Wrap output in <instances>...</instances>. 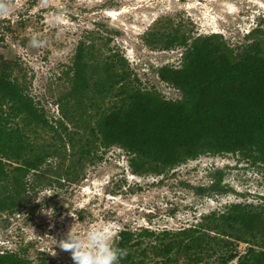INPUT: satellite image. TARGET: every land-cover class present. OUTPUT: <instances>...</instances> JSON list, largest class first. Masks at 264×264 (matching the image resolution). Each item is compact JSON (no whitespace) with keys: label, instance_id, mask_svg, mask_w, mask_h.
Segmentation results:
<instances>
[{"label":"rangeland","instance_id":"1","mask_svg":"<svg viewBox=\"0 0 264 264\" xmlns=\"http://www.w3.org/2000/svg\"><path fill=\"white\" fill-rule=\"evenodd\" d=\"M12 6L0 16V68L13 76L43 110L54 128L31 133L33 142L57 148L13 214L0 213V255L15 253L26 264H75L59 245L74 227L111 225L116 248L119 233L179 231L203 216L232 204L264 205V163L253 156L205 155L163 175H134L128 153L118 146L86 153L92 129L110 112L114 99L92 88L82 105L60 99L69 91L67 72L81 44L94 46L97 59L120 55L146 91L171 101L182 93L159 76L162 67L180 68L183 46L164 47L178 33L195 38L219 34L234 49L249 42V33L264 20V0H0ZM264 26H262V29ZM33 35L41 47L29 43ZM257 39L263 35L255 34ZM91 63H93L91 61ZM102 64V63H101ZM64 115H67L68 120ZM60 123L64 125L61 126ZM15 165L7 164L11 172ZM223 174L224 195H198L196 188ZM52 190L56 194H41ZM51 210V215L48 211ZM249 246L241 244L244 255ZM145 264L161 260L149 254Z\"/></svg>","mask_w":264,"mask_h":264},{"label":"trees","instance_id":"2","mask_svg":"<svg viewBox=\"0 0 264 264\" xmlns=\"http://www.w3.org/2000/svg\"><path fill=\"white\" fill-rule=\"evenodd\" d=\"M262 26L264 20L237 49L219 34L191 44L178 33L169 36L165 48H186L180 68L159 71L164 82L181 91L182 99L176 101L142 89L119 54L103 62L93 45H79L67 72L70 89L60 102L80 106L92 86L114 99L111 111L92 129L86 153L118 146L128 153L137 176H160L205 155L240 153L264 163V39L253 37H264ZM48 129L54 128L13 69L0 68V213L14 214L32 186L29 177L38 181L49 159L60 154L30 137ZM7 164L15 165L11 172ZM218 174L211 185L196 188L197 194L229 193L222 172ZM241 244L249 246L244 255ZM116 248L124 253L119 264H145L149 254L159 264H264V205L232 204L179 231L124 230ZM0 264L26 263L7 253L0 255Z\"/></svg>","mask_w":264,"mask_h":264},{"label":"clouds","instance_id":"3","mask_svg":"<svg viewBox=\"0 0 264 264\" xmlns=\"http://www.w3.org/2000/svg\"><path fill=\"white\" fill-rule=\"evenodd\" d=\"M12 12V6L0 4V16H8ZM32 47H41L44 44L38 35H33L29 41ZM56 194L52 190H46L42 196L50 197ZM52 211H48L51 215ZM63 250L72 254L75 264H119L124 253L115 248L112 243V226L91 224L86 231H77L74 227L59 245Z\"/></svg>","mask_w":264,"mask_h":264}]
</instances>
